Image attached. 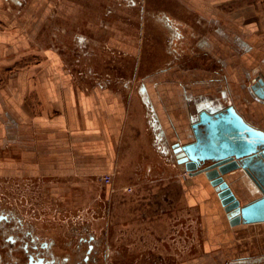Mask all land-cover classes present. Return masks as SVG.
<instances>
[{
  "label": "crops",
  "instance_id": "obj_1",
  "mask_svg": "<svg viewBox=\"0 0 264 264\" xmlns=\"http://www.w3.org/2000/svg\"><path fill=\"white\" fill-rule=\"evenodd\" d=\"M165 1L145 10L156 20L145 17L143 28L154 23L161 45L153 67L126 74L150 78L134 87L78 81L61 55L37 54L34 42H27L20 12L34 8L35 0L23 8L21 0H0L2 180L41 182L65 197L70 187L87 189L95 176L108 174L112 182L102 186L130 193L127 188L144 187L148 176L169 169L159 154L172 156V144L192 141L190 126L207 107H232L264 133V0ZM172 166L178 175L163 184L181 190L180 202L198 215L204 243L202 256L176 264H216L244 229L253 230L260 246L264 221L230 225L205 175L184 176L183 165ZM238 171L252 195L242 201L233 190L241 205L260 198ZM223 263L264 264V252Z\"/></svg>",
  "mask_w": 264,
  "mask_h": 264
},
{
  "label": "rangeland",
  "instance_id": "obj_2",
  "mask_svg": "<svg viewBox=\"0 0 264 264\" xmlns=\"http://www.w3.org/2000/svg\"><path fill=\"white\" fill-rule=\"evenodd\" d=\"M21 1L22 8L33 4V0ZM162 3L35 0V7L25 13L21 10L20 15L27 24V42H34L37 54L55 51L68 61L67 68L78 81L95 83L99 79L136 87L150 78L126 74L153 67L155 50L161 45V32L153 22L143 28L145 17L156 20V13L146 14L145 10ZM158 158L169 169L148 176L151 182L133 187L130 193L116 186L113 192L106 189L99 181L101 175L95 176L87 189L70 187L65 197L59 192L51 194L41 182L0 178V207L17 213L40 237L54 240L57 252L63 243L74 245L78 237L90 236L97 241L98 264H176L200 257L204 243L198 215L183 208L180 189L163 184V178L171 180L178 175L172 166L175 158L163 153ZM240 176L235 171L225 179L242 195V201H247L252 195L243 190ZM253 233L244 229L235 235L232 248L223 258L218 257L216 264L264 252V239L258 246Z\"/></svg>",
  "mask_w": 264,
  "mask_h": 264
},
{
  "label": "water",
  "instance_id": "obj_3",
  "mask_svg": "<svg viewBox=\"0 0 264 264\" xmlns=\"http://www.w3.org/2000/svg\"><path fill=\"white\" fill-rule=\"evenodd\" d=\"M190 128L192 141L171 145L176 163L183 165L188 176L205 175L230 225L264 221V133L232 107L202 108ZM238 170L261 193L260 198L245 205L224 178Z\"/></svg>",
  "mask_w": 264,
  "mask_h": 264
},
{
  "label": "flooded vegetation",
  "instance_id": "obj_4",
  "mask_svg": "<svg viewBox=\"0 0 264 264\" xmlns=\"http://www.w3.org/2000/svg\"><path fill=\"white\" fill-rule=\"evenodd\" d=\"M96 246V240L81 236L57 252L54 240L40 237L17 213L0 207V264H98Z\"/></svg>",
  "mask_w": 264,
  "mask_h": 264
},
{
  "label": "built area",
  "instance_id": "obj_5",
  "mask_svg": "<svg viewBox=\"0 0 264 264\" xmlns=\"http://www.w3.org/2000/svg\"><path fill=\"white\" fill-rule=\"evenodd\" d=\"M183 175L184 176H187L188 173L186 171L183 172ZM99 181L100 183L104 184V185H107V184H111L112 182V176L111 175H108V174H103L99 177ZM126 191L128 192H131V189L130 188H127Z\"/></svg>",
  "mask_w": 264,
  "mask_h": 264
},
{
  "label": "bare ground",
  "instance_id": "obj_6",
  "mask_svg": "<svg viewBox=\"0 0 264 264\" xmlns=\"http://www.w3.org/2000/svg\"><path fill=\"white\" fill-rule=\"evenodd\" d=\"M172 150V149H171ZM253 186H255L254 184H253Z\"/></svg>",
  "mask_w": 264,
  "mask_h": 264
}]
</instances>
